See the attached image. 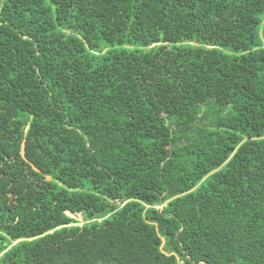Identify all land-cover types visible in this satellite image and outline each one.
I'll list each match as a JSON object with an SVG mask.
<instances>
[{"label": "trees", "instance_id": "1", "mask_svg": "<svg viewBox=\"0 0 264 264\" xmlns=\"http://www.w3.org/2000/svg\"><path fill=\"white\" fill-rule=\"evenodd\" d=\"M0 264H264V0H0Z\"/></svg>", "mask_w": 264, "mask_h": 264}, {"label": "water", "instance_id": "2", "mask_svg": "<svg viewBox=\"0 0 264 264\" xmlns=\"http://www.w3.org/2000/svg\"><path fill=\"white\" fill-rule=\"evenodd\" d=\"M67 213L70 215L68 217L73 218V219L81 222V219H82V214L81 213L75 214V213H72V212H69V211H67L66 214ZM78 218H80V220Z\"/></svg>", "mask_w": 264, "mask_h": 264}, {"label": "rangeland", "instance_id": "3", "mask_svg": "<svg viewBox=\"0 0 264 264\" xmlns=\"http://www.w3.org/2000/svg\"><path fill=\"white\" fill-rule=\"evenodd\" d=\"M66 215H67V214H65L64 216L66 217ZM67 216H69V215H67ZM78 219L80 220V218H78Z\"/></svg>", "mask_w": 264, "mask_h": 264}]
</instances>
